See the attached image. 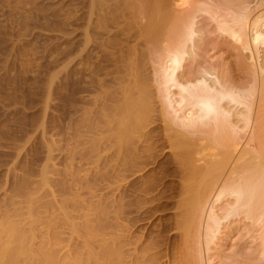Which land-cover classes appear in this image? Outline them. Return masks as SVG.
Masks as SVG:
<instances>
[{"label":"bare ground","instance_id":"obj_1","mask_svg":"<svg viewBox=\"0 0 264 264\" xmlns=\"http://www.w3.org/2000/svg\"><path fill=\"white\" fill-rule=\"evenodd\" d=\"M96 1L102 43L65 33V174L48 148L39 179L27 170L1 201L17 221L0 223V264H214L211 245L245 222L263 242L264 0ZM212 34L245 79L207 56ZM75 43L97 50L86 67ZM238 254L264 264L260 244Z\"/></svg>","mask_w":264,"mask_h":264},{"label":"rangeland","instance_id":"obj_2","mask_svg":"<svg viewBox=\"0 0 264 264\" xmlns=\"http://www.w3.org/2000/svg\"><path fill=\"white\" fill-rule=\"evenodd\" d=\"M91 1L0 0V204L6 198L17 201V182L27 175V170L33 171L35 180L39 179V171L45 166L48 148L53 150L51 154L54 156V160L49 162V166L51 163L55 164L54 167L57 172L59 171L58 175L65 174L64 169L67 167L62 156L67 122L65 115V79L69 60L66 56L67 25L72 22L73 42L82 39L83 34L86 33L85 29H88L86 34H89L83 36V38L85 36L86 38L83 41L81 40V43L92 35L90 41L93 42H88L90 43L89 48L101 44L102 38L99 39L94 28L97 24L95 20H98L97 1ZM259 1L253 0L250 4L251 8ZM90 2L92 5H90V9L95 8L91 11V14H97L96 16L90 14L91 21L89 24H91L93 30H89L91 26L90 28L84 27L87 23L85 19L87 18L86 14H88L87 11L90 13L89 6L86 8L85 5L87 6ZM255 10L257 11V9ZM91 22L95 23V26ZM114 30L110 29V31ZM93 36H96L95 39ZM209 37V39L214 38L211 39V44H218L217 46L221 44L218 47L220 49H217V46L214 47V50L211 49L213 46L209 47L211 50L208 49L206 54L209 57L211 56V61L213 59L218 61V58H220L219 61L222 59L231 78L233 77L236 81L238 77L239 79H245V75L241 74V69L237 67L240 52L233 50L235 45L231 47L229 43L228 45L225 44L226 47L222 44V38H216L214 34L209 35ZM77 45L79 44H74L75 50L71 57L73 58L71 63L74 66L73 69L79 66L80 51L85 49V46L82 47L84 44L79 45L76 49ZM129 45H132V43ZM88 46H86L87 51L81 54V56L83 55L85 67L94 60H90V62L85 60L88 55L90 54L94 58L96 56L94 54L97 52V50H93L91 54V48L88 50ZM242 54L247 55L248 53L242 52ZM204 59H206V56ZM247 61L250 63V60L247 59ZM246 65L248 66V64ZM237 69L239 70L237 71ZM242 70L244 71L243 68ZM88 95L90 94L84 93L82 96H84V99L85 97L88 99ZM205 149H208V147ZM205 149L203 150L204 154ZM162 153V155L166 154L165 151ZM207 153H209V149ZM58 175L55 177L60 178L63 176L59 175V177ZM65 177L68 179V176ZM84 196L87 197L85 193H82L81 197ZM16 201L14 206L0 207V223L6 225L10 221H17V216L12 215L13 209L16 208L17 210ZM172 212L159 211L154 223L159 224L160 221H164L167 216H171ZM173 213H175V210ZM243 224H232L229 226L230 228L222 233L221 240L216 244L217 253L213 252L215 246L211 245L210 256L214 258L212 255H215L216 258L213 259L214 262L212 263L231 264L236 262L241 264L242 259L237 257L239 252H243L242 256L249 254L259 244L264 250V237L263 242L260 243L256 237L258 230L249 228L250 224L247 222H245V225ZM167 235L173 237L171 234L165 233L162 240L168 238Z\"/></svg>","mask_w":264,"mask_h":264}]
</instances>
